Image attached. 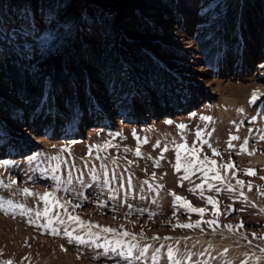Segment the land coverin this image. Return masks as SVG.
<instances>
[{
    "label": "rangeland",
    "instance_id": "1",
    "mask_svg": "<svg viewBox=\"0 0 264 264\" xmlns=\"http://www.w3.org/2000/svg\"><path fill=\"white\" fill-rule=\"evenodd\" d=\"M252 153L264 0H0V264H264Z\"/></svg>",
    "mask_w": 264,
    "mask_h": 264
},
{
    "label": "snow or ice",
    "instance_id": "2",
    "mask_svg": "<svg viewBox=\"0 0 264 264\" xmlns=\"http://www.w3.org/2000/svg\"><path fill=\"white\" fill-rule=\"evenodd\" d=\"M257 98H258V93H257L256 91H254L253 94H252L251 102L254 103V102L256 101ZM204 119H206V120H211V117H204ZM167 123L171 124L172 122H171V121H168ZM178 127H179L180 129H185V128H186V125H184V124H180V125H178ZM200 135H201L200 132H197V136H200ZM232 139H233V140H236V139H239V138L236 137V136H233ZM144 142H147V141L145 140ZM230 146H231V145H230ZM180 147H181V148H185L186 145H181ZM242 147H243V150H244V151H247L246 146H242ZM166 150H167V149H165V151H166ZM213 153L216 154V155H219V153L216 152L215 149H213ZM140 154H141V153L139 152V149H137V151H136V155H140ZM177 159H179V157H177ZM212 163L214 164L215 161H213ZM157 166H158V165H157ZM225 167H226V168H234L235 165H234V164H229V165H225ZM247 174H249V175H255V172H254V170L249 169L248 172H247ZM187 178H188L187 176L184 177V179H187ZM215 178H216V179H220L221 177H219V175H217ZM237 182H238V183H241V184L243 183L242 181H237ZM181 186H182V185H181ZM197 187H201V188H202V185H201V186H197ZM217 191H219V189H217ZM24 193L27 194V195H32V193L29 192L28 189H25V190H24ZM172 195L175 196V199H176L177 201L184 200V198L179 197V196H176L175 193H172ZM242 195H243V193H242ZM41 198L47 202V200H48V194H45V195H44L43 197H41ZM208 202H209V203H215V202L212 200L211 197H208ZM183 206L191 208V204H190V202H189V201H186V200H184V204H183ZM191 211H193V212H198V213H200V214L202 215L203 212H204V209L191 208ZM70 219H74V220H76L77 223H79V224H81V225L83 226V222L80 221V219H79L78 217H70ZM208 223H209V224H212V223H215V222H214V221H209ZM193 226H194V225H192V224L180 225V227H188V228H191V227H193ZM195 226L198 227L199 225L197 224V225H195ZM92 227H93V225H91V224L88 225V228H89V235H90V236H91V235H94V234L90 231V229H91ZM95 227H100V226H99V225H95ZM229 227H231V226H229ZM240 227H243V224H242V223H241ZM52 231H53V234H58V233L56 232V229H53ZM103 231H104V232H109V233L115 232V230L112 229V228H103ZM123 235L127 236V235H129V233L124 232ZM253 235H255V233H254ZM75 239H76L78 242L82 243V244L87 242V241L84 240L83 237L78 236V235L75 237ZM117 243H119V242H117ZM97 247H99V245H97ZM145 251H146V250H145ZM129 255H131V249H129ZM168 255H169L170 258L173 256V253L171 252V250H169ZM153 259H155V257H153ZM9 264H11V262H9Z\"/></svg>",
    "mask_w": 264,
    "mask_h": 264
},
{
    "label": "bare ground",
    "instance_id": "3",
    "mask_svg": "<svg viewBox=\"0 0 264 264\" xmlns=\"http://www.w3.org/2000/svg\"><path fill=\"white\" fill-rule=\"evenodd\" d=\"M152 104H153V103H152ZM156 107H157V106H156ZM217 108H218V107H217ZM218 110H219V109H218ZM74 128H75V127H74ZM76 128H77V127H76ZM252 154H253V155H252ZM252 154H251V155L253 156L252 158H254L258 163L261 162V161L264 162V158L260 157V156L257 155V154H256V155H255L254 153H252ZM102 159H103V158H102ZM254 159H253V160H254ZM256 161H255V162H256ZM257 162H256V163H257ZM41 192H42V191H41Z\"/></svg>",
    "mask_w": 264,
    "mask_h": 264
},
{
    "label": "trees",
    "instance_id": "4",
    "mask_svg": "<svg viewBox=\"0 0 264 264\" xmlns=\"http://www.w3.org/2000/svg\"><path fill=\"white\" fill-rule=\"evenodd\" d=\"M48 69H50V66H49V67H47V69H46V71H48V73H50Z\"/></svg>",
    "mask_w": 264,
    "mask_h": 264
}]
</instances>
